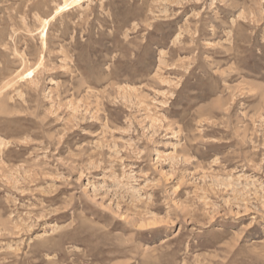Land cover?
Wrapping results in <instances>:
<instances>
[{
  "label": "rangeland",
  "instance_id": "1",
  "mask_svg": "<svg viewBox=\"0 0 264 264\" xmlns=\"http://www.w3.org/2000/svg\"><path fill=\"white\" fill-rule=\"evenodd\" d=\"M0 264H264V0H0Z\"/></svg>",
  "mask_w": 264,
  "mask_h": 264
}]
</instances>
